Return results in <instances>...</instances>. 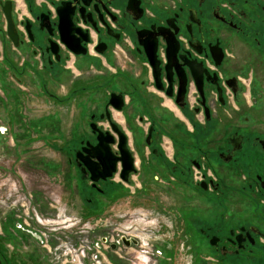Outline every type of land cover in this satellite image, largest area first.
Masks as SVG:
<instances>
[{
  "label": "flooded vegetation",
  "instance_id": "1",
  "mask_svg": "<svg viewBox=\"0 0 264 264\" xmlns=\"http://www.w3.org/2000/svg\"><path fill=\"white\" fill-rule=\"evenodd\" d=\"M5 1L0 0L3 16ZM9 1L21 42L15 47L8 37L4 16V26L0 28L2 50L5 42L15 49L25 47L42 68L52 70L57 66L59 71L73 72L78 71L76 57L106 58L110 54L125 59L133 57L142 77L141 86L171 100L184 118L183 129L176 132L171 117L148 112L141 105L133 126L124 113L125 109H133L126 100L130 94L124 90L128 84V88H133L130 82L125 80L124 86L120 85L124 89H115L111 88L114 78L99 83L93 76L86 77L88 72L68 79L66 86L71 83L81 85L80 90L89 86L91 91H106L104 100L94 102L93 110L83 118L82 133L53 138L54 141L37 136L42 137L36 141L42 147L60 148V158L66 162L65 188L69 187L66 190L69 193L74 192L75 203L82 198L78 199V188L82 193L88 192L86 200L91 205L112 202L122 192H129L128 183L135 175L139 189L132 192L137 193V198L151 188L166 195V199L171 197L168 203L175 205L178 194L182 203L176 207L183 213L190 264H264V0ZM62 1L71 2L73 24L88 32L89 40L82 42L86 48L84 55H75L60 40L56 7ZM17 3L20 10L16 9ZM41 13L48 14L51 35L46 27L40 30ZM26 22L30 24L33 41ZM49 38L58 45L59 60L49 48ZM153 45L162 87L156 85L147 58ZM0 80V87H6L9 80L21 85L22 74L13 65L10 71L0 72ZM42 85L41 89L46 91ZM112 92L121 94L124 100L118 111L122 114L119 122L113 118V111L117 110L108 104ZM48 93L51 98H57ZM56 104L62 107L63 103ZM64 112H60V121H67ZM111 123L126 137L125 146L133 159L134 170L124 181L120 176L122 160H117L111 177L94 181L90 179V170L96 169L97 158L92 154H97L94 147L99 139L92 126L103 133L109 132L114 140L108 143L105 157L106 154L114 158L122 156L119 137ZM9 134L11 139H16L10 128L2 124V144L9 141L6 138ZM31 138H21L16 146L12 144L14 148L10 146L21 151L22 155H17L19 160L30 159ZM54 162L53 168L63 167L61 162ZM145 181L152 187L144 184ZM155 210L145 208L153 214L155 228H166L164 233L168 234L173 216ZM122 235L129 245L134 244L130 239L136 238L125 234L118 237ZM153 236L152 233L149 238L152 240ZM136 240L134 245L139 247ZM121 247L128 248L120 245L118 249ZM144 249L150 252L149 247ZM40 259L31 258V262L39 264ZM159 261L168 264L165 257ZM0 264H13L1 248Z\"/></svg>",
  "mask_w": 264,
  "mask_h": 264
},
{
  "label": "rangeland",
  "instance_id": "2",
  "mask_svg": "<svg viewBox=\"0 0 264 264\" xmlns=\"http://www.w3.org/2000/svg\"><path fill=\"white\" fill-rule=\"evenodd\" d=\"M16 9H21L19 3ZM1 38L0 36V40ZM1 54L0 46V72L10 71L13 65L4 61ZM22 86L24 85H21V88ZM15 91L14 94H18ZM7 93L9 94L7 87H0V97L3 99L4 95L5 100L10 103ZM29 105L28 98L20 104L22 108ZM3 117L0 111V126L6 125ZM14 123L18 125L19 121L15 120ZM26 124L30 126L29 132L33 135L44 129L43 125H38L36 119L27 120ZM25 131L28 132L27 129ZM54 137L59 138L58 135H50L49 140L54 141ZM6 138L11 139L10 134ZM39 140H42V137L31 138V150L43 155L42 147H37L39 143L36 141ZM54 143L53 145H56ZM7 144L8 142L4 146ZM57 145L61 144L57 141ZM55 147H48V152L53 154L52 159L31 156L28 160H19L17 157L19 163L15 165L14 160L8 158L11 154L6 150L3 158H0V248L13 264H32L31 258H41V261L38 260L39 264H160L159 260L164 257L168 264L191 263V255L186 250L183 213L176 207L182 203L179 202L181 199L178 194L175 197L178 198L175 205L168 203L171 197L167 196L166 199V195L151 188L137 198V193L132 190L139 184L133 175L128 183L129 192H122L121 196L112 202L104 204L102 201L91 205L86 200L88 192L82 193L78 188V199L82 196L84 202L81 198L75 203L72 198L74 192H67L69 187L65 188L64 184L65 158H60V148ZM7 148L11 149L9 146ZM20 153L21 151L18 152ZM62 155H65L64 150ZM53 160L59 162L58 164L61 162L63 167L56 165V168H53L56 164ZM40 163L44 164L40 166ZM23 171L26 181L22 180ZM150 177L152 175H149ZM144 184L152 187L147 181ZM151 207L173 216L174 223L172 228H167L168 234L164 233L166 228H155L156 220L153 214L145 211V208L150 210ZM152 233L155 238L151 240L149 236ZM117 234L138 239L140 246L125 245ZM112 244L115 245L114 248ZM120 245L128 249L121 253L117 250ZM147 247L149 253L143 251ZM156 249L162 255L158 256Z\"/></svg>",
  "mask_w": 264,
  "mask_h": 264
},
{
  "label": "crops",
  "instance_id": "3",
  "mask_svg": "<svg viewBox=\"0 0 264 264\" xmlns=\"http://www.w3.org/2000/svg\"><path fill=\"white\" fill-rule=\"evenodd\" d=\"M3 26L4 16L0 9V28ZM1 53L3 54V59H5L4 61L13 64L16 71L22 74L21 85H24L21 88L20 84L13 80H9L6 87L9 89V94L7 93V95L11 102L8 103L4 95L3 99L0 97V109H2L0 111L4 116L3 121L10 128L12 136L16 138L15 140H9L6 147L4 146L6 143L2 144L4 139L0 141V158H3L5 150L9 151L11 155L8 158L14 160L15 165L19 163V161L17 162V154L20 150L13 149L14 147L12 144L15 145L16 141L18 142L21 138L40 135L49 140L51 139L50 135L67 137L85 131V128H83V118L93 110L95 107L94 102L104 100L106 95V91L103 89L100 90L99 93L88 89L90 88L89 86H86L85 90H80L79 88L81 85L77 86V84L71 83L69 86L65 85L68 79H75L73 76L83 75L85 72L89 74L86 77L93 76L99 83L105 82L108 78H114L115 81L111 88L115 89H124L123 83L125 80L130 82L133 88H128V84L124 90L130 94V98L127 96L126 100L129 104H132L133 109H125L124 113L131 125H135L133 118L136 112L140 111L139 107L144 105V108H147L148 112H159L166 117H171L173 120L172 123L174 124L172 129L176 132L183 129L181 120L184 118L182 113L173 105L172 101L163 97L162 94H153L150 89H145L141 86L140 81L142 77L138 74V65L137 62L133 60V57L125 59L122 55L116 56L113 54H110L106 58L90 56L89 58L76 57L75 65L78 71L75 70V73H73L68 70L59 71L57 70V66L52 70L44 69L41 67L40 62L32 56L30 50L27 51L25 47L15 49L11 47L8 42H5L4 50H2L1 47ZM42 84L45 86L46 91L41 89ZM120 85L123 86L121 87ZM15 90L18 94H14ZM27 91L29 94L26 93ZM48 92L53 93L57 98H51ZM27 98L30 105L27 108H22L20 104L21 102H26ZM56 102L63 103L61 104L62 107L58 106ZM65 110L66 112L64 113L67 116V121H60V112ZM79 116H81V119L78 118ZM120 116L122 117L120 112L113 111V118L118 122V117ZM30 119H36L38 125H43L44 129L33 135L32 132H29V130L31 131L30 126L26 124V121ZM15 120L19 121L18 125L14 123ZM123 126L127 129L125 124H123ZM76 128L78 130H76ZM26 129L28 132L25 131ZM127 133L130 135V132L127 131ZM8 146H12L13 148L8 149ZM39 147H42L40 142ZM42 150H44L43 156L50 157L51 159L53 158L52 154L48 153L49 150L46 146L42 147ZM32 152L33 151L30 150L29 158L35 156L36 153ZM44 153L46 155H44ZM40 156H42V154ZM52 162H54V160ZM41 164L44 163H40V166H42ZM45 165L49 167V164ZM21 174L23 176L22 180L26 181L24 171ZM127 249L128 248L121 247L117 250L124 253ZM120 264H122V262H120Z\"/></svg>",
  "mask_w": 264,
  "mask_h": 264
},
{
  "label": "water",
  "instance_id": "4",
  "mask_svg": "<svg viewBox=\"0 0 264 264\" xmlns=\"http://www.w3.org/2000/svg\"><path fill=\"white\" fill-rule=\"evenodd\" d=\"M11 9H12L11 1L9 0L5 1L2 6V11L4 13V16L7 22V35L14 43V46L18 47L21 41L19 40V35L15 27L14 21L12 19ZM56 12L59 18L58 30H59V36H60L61 42L65 44V46L70 51H72L75 55H84L86 53V48L83 46L82 42H87L89 40L88 32L83 31L82 29L76 27L73 24L72 22L73 9L71 6V2L62 1L60 5L56 7ZM38 19H40V22H41L40 30H43V28L46 27L47 32L51 35L52 32H51L49 19H48V14L41 13ZM26 29H27V32L29 33L31 40L33 41L34 38L30 32L29 22H26ZM47 42L50 44L49 48L51 52L54 53V55L56 56V59L59 60L58 45L55 42H53L50 38L47 39ZM49 48H47L46 50H48ZM152 48L153 49H150V51L148 52L147 58L153 68V76L156 81V85L162 87L160 83V78H159L158 60L156 59V56L154 54V45ZM96 49L99 52L103 51V48H100V47H96ZM167 94L171 95L169 93ZM108 104L114 110H117V111L121 110L124 104L123 96L121 94L112 92L110 94ZM107 117L109 118L108 110H107ZM111 127H112V130L119 137L118 149L120 153H122V156L114 158L106 154L107 157H105V153L108 152V143L113 142L114 140L112 136L109 134V132L103 133L96 126H92L93 131L98 132L99 142L94 147L95 150L97 151V154H92V156H96L97 164H95L96 169L93 168L90 170L91 180L96 181L99 178L105 179L107 177H111L113 172L116 171L115 164L117 160H122V170H121L120 176L124 181L128 180L129 172L134 170L133 159L125 146L126 137L124 133L121 132L119 128L117 127V125H115L114 123H111ZM99 166L101 167V169ZM121 238L123 242L126 243V245L130 244L129 240H126L124 236H122ZM130 240L134 244L137 243L135 239H130Z\"/></svg>",
  "mask_w": 264,
  "mask_h": 264
},
{
  "label": "bare ground",
  "instance_id": "5",
  "mask_svg": "<svg viewBox=\"0 0 264 264\" xmlns=\"http://www.w3.org/2000/svg\"><path fill=\"white\" fill-rule=\"evenodd\" d=\"M122 236H123V235H122ZM124 237H125V236H124ZM135 240H136V239H135ZM136 241H137V240H136ZM73 264H77V263L74 262Z\"/></svg>",
  "mask_w": 264,
  "mask_h": 264
},
{
  "label": "built area",
  "instance_id": "6",
  "mask_svg": "<svg viewBox=\"0 0 264 264\" xmlns=\"http://www.w3.org/2000/svg\"><path fill=\"white\" fill-rule=\"evenodd\" d=\"M72 251H73V250H72ZM149 260H150V259H149ZM149 260H148V261H149ZM72 264H73V263H72Z\"/></svg>",
  "mask_w": 264,
  "mask_h": 264
}]
</instances>
